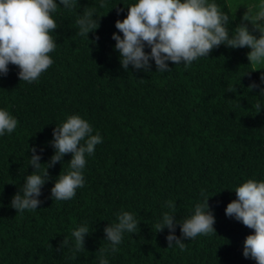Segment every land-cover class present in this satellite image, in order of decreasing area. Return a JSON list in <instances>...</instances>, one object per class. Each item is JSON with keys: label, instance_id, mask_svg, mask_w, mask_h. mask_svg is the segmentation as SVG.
I'll return each instance as SVG.
<instances>
[{"label": "trees", "instance_id": "trees-1", "mask_svg": "<svg viewBox=\"0 0 264 264\" xmlns=\"http://www.w3.org/2000/svg\"><path fill=\"white\" fill-rule=\"evenodd\" d=\"M55 2L61 8L53 14L59 26L51 33L53 64L31 84L20 81L11 64L0 77V109L18 121L13 133L0 136V264H99L97 251L109 243L103 230L121 210L134 214L139 231L124 233L118 251L106 254L109 264H256L242 255L254 230L224 210L236 199V187L248 179L264 181V109H255L258 100L264 104V69L248 65L246 47L221 45L188 67L167 62L170 70L161 73L150 60L147 71L131 65L125 71L111 37L122 36L115 21L126 18L137 0H77L70 10ZM207 2L228 15L230 34L244 7L257 4ZM86 7L95 9L99 23L88 40L75 23ZM253 82L259 87L249 91ZM71 115L88 121L103 141L86 156L84 187L70 200L51 199L56 178L68 171L67 154L47 169L37 210L16 212L11 199L34 171L28 149L35 147L39 162L48 163L53 129ZM206 197L216 235L182 239L183 252L167 248L168 229L156 233L154 227L170 211L166 202H175V219L182 222ZM83 224L90 234L84 251L74 252L71 233ZM172 234L181 237L179 225ZM64 238L69 243L60 247Z\"/></svg>", "mask_w": 264, "mask_h": 264}, {"label": "clouds", "instance_id": "clouds-1", "mask_svg": "<svg viewBox=\"0 0 264 264\" xmlns=\"http://www.w3.org/2000/svg\"><path fill=\"white\" fill-rule=\"evenodd\" d=\"M59 5L70 10L77 7V0H59ZM100 7H105L104 3ZM60 8L55 0H0V77L7 76L8 65L11 64L19 69L18 79L31 84L53 64L49 53L55 50L57 44L56 37L51 33L59 27L53 14ZM94 14V8L86 7L75 21L79 35L86 39L88 33L99 28L98 19H93ZM228 20V15L216 3H208L207 0H137L127 7L126 18L115 21V28L122 36L113 33L111 38L115 41L119 63L125 71L129 65L135 70L147 71L151 68L150 60L154 61L156 72L161 73L170 70L167 62L175 65L183 63L188 67L198 58L208 57L213 49L221 45L231 49L247 47L250 49L246 56L248 65L264 64V0L245 11L233 34L226 27ZM248 24L252 26L251 31ZM253 33H259V36ZM145 47L150 52L146 53ZM260 81L264 83V75L260 76ZM258 87L253 82L248 89L251 91ZM259 96L264 97V89L260 90ZM255 109L259 114L264 104L258 100ZM17 126V119L8 110L0 109V136L13 133ZM92 133L93 128L88 121L79 115H71L53 129L50 144L54 154L48 163L39 162L41 156L36 154L35 147L28 149L33 153L29 163L34 171L25 177L10 206L19 213L37 210L42 203L38 197L49 178L47 169L60 163L67 154L71 155L67 163L68 171L66 174L60 172L56 178L50 190L51 199L66 201L74 198L76 190L84 187L86 156L94 154L96 145L103 142L99 132ZM42 165L47 167L42 174H37L36 170ZM233 192L236 199L227 204L225 216L254 230L244 239L242 255L245 259H253L256 264H264V181L248 179ZM201 195H204L203 190ZM209 198L196 203L193 214L182 222L175 219V202H166L165 206L170 211L163 213L154 227L156 233L168 229L169 235L165 238L167 248L175 245L183 252L186 244L181 242L182 239L216 235V221L208 205ZM116 221L103 230L109 243L97 251L99 264H109L106 254L118 251L117 246L122 243L124 233L139 231L140 223L130 212L121 210L116 215ZM177 225L180 238L172 234ZM89 234L87 224L72 231L74 252L84 251L85 237ZM68 243V239L64 238L60 247Z\"/></svg>", "mask_w": 264, "mask_h": 264}, {"label": "rangeland", "instance_id": "rangeland-1", "mask_svg": "<svg viewBox=\"0 0 264 264\" xmlns=\"http://www.w3.org/2000/svg\"><path fill=\"white\" fill-rule=\"evenodd\" d=\"M256 2H257V4H259L260 3V0H256ZM255 2L254 3H251V6H245L244 8L246 9V10H248V9H252V6L253 5H257ZM239 6H241V5H239ZM241 10V9H240ZM256 9H253V11H255ZM248 27H249V30L251 31V25L249 26L248 25ZM254 35H256L257 37L259 36V33H253ZM247 48V47H246ZM250 51V49L249 48H247V52H249ZM258 66H260V68H262V69H264V66L262 65V64H260V65H258ZM259 70H261V69H259Z\"/></svg>", "mask_w": 264, "mask_h": 264}]
</instances>
